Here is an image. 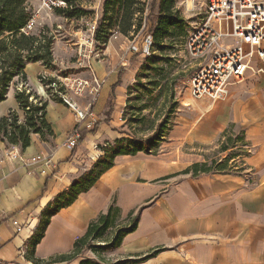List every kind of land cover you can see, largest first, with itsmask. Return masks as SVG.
Listing matches in <instances>:
<instances>
[{
	"label": "crops",
	"instance_id": "obj_1",
	"mask_svg": "<svg viewBox=\"0 0 264 264\" xmlns=\"http://www.w3.org/2000/svg\"><path fill=\"white\" fill-rule=\"evenodd\" d=\"M95 2V16L99 17L102 0ZM81 6L91 7V3L83 1ZM73 34L80 43L79 32ZM54 39L59 44V37ZM142 57L128 47L121 52L107 43L103 58L92 61L93 73L102 85L91 106V120L82 128L91 129L103 119L111 86L119 77L120 83L114 88L110 120L100 122L72 151L64 142L75 125L74 115L49 97L38 79L53 74L40 62L25 65L26 86L46 101L44 117L52 134L30 133L25 148L0 140V264H32L25 259L26 245L43 208L92 167L105 142L125 135L121 113ZM78 100L86 102L85 98ZM181 103L189 110L178 117L177 108L162 142L166 151L162 152L161 144L157 154L140 151L116 156L87 191L50 217L34 247L35 257L48 259L71 251L75 239L114 201L122 217L140 210L136 228L107 252L110 260L138 259L127 264H264V71L247 70L221 101L186 96ZM10 110L24 120L13 87L0 101V117ZM239 133L247 154L232 158L229 169L183 173L194 162L188 160L192 154L180 159L182 145L195 149L216 143L218 148L227 136L234 138ZM11 147L24 158L50 154L51 161L25 166L19 159L4 157V150ZM234 149L236 146L216 157L221 160ZM233 163L241 164L231 167ZM11 219L23 225L18 232ZM80 260L60 264H79Z\"/></svg>",
	"mask_w": 264,
	"mask_h": 264
},
{
	"label": "trees",
	"instance_id": "obj_2",
	"mask_svg": "<svg viewBox=\"0 0 264 264\" xmlns=\"http://www.w3.org/2000/svg\"><path fill=\"white\" fill-rule=\"evenodd\" d=\"M64 1L66 7L56 8L53 13L71 20H79L89 14L81 6L82 0ZM175 3L176 0H102L100 16L97 19L94 31L97 47L104 49L111 36L116 34L126 37L137 34L143 22L145 26L141 32L146 28V32L151 35L152 40L149 55L156 46L160 49H164L168 43L171 46L173 44L172 40L182 37L185 33V22L176 10ZM31 15L28 0H0V101L6 98L10 84H15L13 80L17 78L16 82L21 85V88L16 86L14 97L19 108L24 112L22 122L15 110H10L5 116L0 117V140L8 144L19 145L21 148L29 145L30 133L52 134L50 125L44 117L46 101L26 86L27 76L24 68L27 63L40 62L46 69H54L52 49L54 40L47 26H44L38 34H33L32 30L25 31ZM149 55L145 56L139 69H146ZM38 79L43 84L46 93L50 94L52 98L49 85L54 79L45 78L41 75L38 76ZM119 83L120 77L111 86L109 100L106 109L102 113L103 119L95 122L91 129L82 128L78 143L85 138L88 132H94L95 127L100 122L110 120L114 88ZM147 85L140 84L136 80L127 90L128 97L133 89L140 87L147 89ZM153 85L156 86L157 84ZM128 97L126 101H128ZM175 109L173 117L177 112V108ZM173 117L169 119L162 118L147 136L131 137L124 135L112 142H105L102 146V155L99 156L92 167L82 173L66 190L57 194L53 201L43 208L39 215L38 225L27 241L25 259L32 264L68 263L78 257L81 258L79 264H127L138 261V259L113 261L100 254L101 250L109 252L119 246L123 237L137 226L140 208L136 213L131 211L126 217L121 218L120 209L114 201L108 205L105 212L100 213L88 224L85 233L81 237L75 239L71 251L51 256L48 259L35 257L33 251L42 238L50 217L59 209L70 205L79 193L87 191L99 175L111 167L116 156L133 155L140 151L147 154L159 153L163 142L161 140L165 139ZM244 145L241 133L234 138L227 136L225 141L219 144L215 154L222 153L235 146L236 149L229 152L221 160L217 157H210L204 161L194 162L184 169L183 173L191 172L192 175H196L198 173L227 170V168L229 169V161L232 158L247 154V151L242 148ZM240 162L242 161L240 160ZM231 165V167L239 168L236 163ZM120 220L123 223L119 222ZM87 252L95 253V257L85 256Z\"/></svg>",
	"mask_w": 264,
	"mask_h": 264
},
{
	"label": "built area",
	"instance_id": "obj_3",
	"mask_svg": "<svg viewBox=\"0 0 264 264\" xmlns=\"http://www.w3.org/2000/svg\"><path fill=\"white\" fill-rule=\"evenodd\" d=\"M33 1L36 6L31 8L25 31L34 28L41 11L52 14L56 8L66 7L64 0ZM186 3L203 11L201 19L186 35L183 46L184 52L197 62L189 80V94L195 99L223 100L229 86L239 83L247 70L264 71V0H186ZM98 18L88 14L76 20L80 23L84 19L86 35L79 31L81 42L75 44V64L88 71L89 77H58L49 85L52 98L74 115L75 125L64 142L71 151L79 141L83 124L91 120V106L102 85L92 69V61L103 58V49L97 47L94 39ZM144 26L143 22L140 31ZM140 31L129 42L128 50L146 56L151 52V35L146 32L141 36ZM79 98H85L86 102L81 103ZM4 157L19 159L25 166L51 161V155L44 153L24 158L15 147L5 149ZM11 224L17 232L23 227L16 219H11Z\"/></svg>",
	"mask_w": 264,
	"mask_h": 264
},
{
	"label": "rangeland",
	"instance_id": "obj_4",
	"mask_svg": "<svg viewBox=\"0 0 264 264\" xmlns=\"http://www.w3.org/2000/svg\"><path fill=\"white\" fill-rule=\"evenodd\" d=\"M28 1L31 8L36 6L33 0ZM83 1L91 3V7L93 8L86 6L83 7V9L95 16L97 10L94 8L96 3L95 0H82V2ZM175 7L185 22V33L182 37L172 40L173 44L171 46L168 45L169 43L166 44L164 49H160L156 46L151 55L148 56L149 62L146 65V69H139V74L137 73L135 75V81L138 80L140 84L148 85L147 89L140 87L133 89V91L129 93V99L126 101V105L121 113L122 119L125 120L123 124L125 135L131 137L147 136L162 118H172L174 110L176 111L175 108L180 107L178 117L184 115L185 110H189L188 107L185 109L183 108L181 101L184 100L186 96L191 97L189 94V80L196 69L197 62L184 52L183 46L186 35L201 19L203 11L198 8H191V6L186 3V0H176ZM57 24L60 26L56 27ZM44 26L49 28L50 34L53 36L54 40L52 46L54 69H48L53 76L44 77L53 78L54 80L64 76L89 77L88 71L76 66L74 53L76 47L75 41L78 40L74 39L75 36L73 32L82 30L84 35H86L84 19L78 23L76 20L67 19L62 15L55 13L49 14L41 11L32 29V33L38 34ZM138 33L139 32H137V34ZM145 33L146 28L143 30L141 36ZM137 34L128 37L116 34L111 36L108 43L117 51L120 50L123 52V50L128 47L129 42ZM141 36H138V41H140ZM54 37H59V44L55 42L56 39H54ZM63 44H67V47H64ZM144 59L145 56L142 57L141 63ZM118 66L123 67L120 63ZM16 80L17 78L13 80L15 84H10L8 90L13 87L15 92L16 86L21 88V85L18 84ZM155 83L157 84L156 86L153 85ZM161 141H165V139ZM165 146L167 145H164V150H162V152L166 151ZM193 148L195 149H190L189 146L182 145L178 152V154L182 156L180 159H183L184 154H187L188 158L190 156L189 154H192V156H190L192 159L188 160L195 162V160H207L217 155L215 154L217 150L216 143ZM121 218L123 217L121 216ZM119 222L122 221L120 220ZM100 254L107 257L106 250H101ZM85 256L95 257V253L87 252Z\"/></svg>",
	"mask_w": 264,
	"mask_h": 264
}]
</instances>
